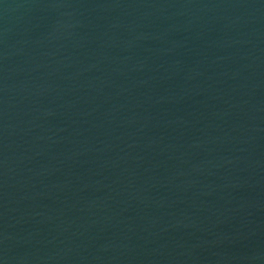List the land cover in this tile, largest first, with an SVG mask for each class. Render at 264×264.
<instances>
[{"label":"water","instance_id":"obj_1","mask_svg":"<svg viewBox=\"0 0 264 264\" xmlns=\"http://www.w3.org/2000/svg\"><path fill=\"white\" fill-rule=\"evenodd\" d=\"M0 264H264V0H0Z\"/></svg>","mask_w":264,"mask_h":264}]
</instances>
